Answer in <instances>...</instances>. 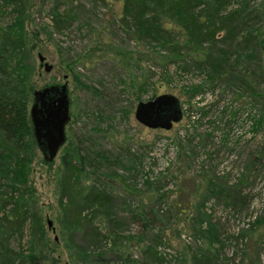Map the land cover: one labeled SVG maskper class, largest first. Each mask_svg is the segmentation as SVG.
I'll use <instances>...</instances> for the list:
<instances>
[{
	"label": "rangeland",
	"instance_id": "1",
	"mask_svg": "<svg viewBox=\"0 0 264 264\" xmlns=\"http://www.w3.org/2000/svg\"><path fill=\"white\" fill-rule=\"evenodd\" d=\"M231 1L236 7L237 2L247 0ZM250 1V7L258 8L254 11L261 31L257 37L259 42H264V0ZM121 6V0H0V44L8 49L4 57L6 68L12 71L18 63L22 70L23 64L26 80L33 88L65 80L70 99L65 126L67 137H86L95 141V147L107 149L119 159L114 166H104L99 171L85 167L87 172L79 179H70L73 189L86 186L92 192L101 190L100 184L105 190L120 195L124 179L131 188L126 199L133 206L138 203V190L143 192L142 196L146 194L143 200L148 206L152 204L151 194L166 192L170 209L164 220L170 226L166 230L167 243L161 244L158 251L168 260L176 259V264H197L192 258L194 253L200 255L206 248L213 251L220 247L210 237H220V228L225 233L222 219L233 218L235 213L236 220L226 225L228 232L221 237L229 239L225 242L227 246L231 240L229 234L241 231L248 237L247 246L242 253L239 247L235 251L232 244L233 254L229 250L227 256L234 258L236 264H264V242L261 246L264 240V117L260 114L259 99L250 95V91L232 85L228 79L226 82L223 76L212 81L214 89L211 90L212 83L206 72L194 66L200 55L189 54L180 62H173L174 57L155 42L139 39L133 30L128 31L121 21ZM53 19L58 20L56 27ZM241 49H238L240 62L236 72L242 73L246 68L251 74L252 70L250 84L264 91V79L261 80L264 48L254 46L256 57L252 61L246 57L245 44ZM38 53L51 65L48 72L39 65ZM78 81L87 87L78 86ZM193 85H200V93L192 94L189 88ZM162 93L177 96L182 119L168 130L139 123L134 117L137 102ZM126 148L129 152L122 153ZM121 154L126 158L120 159ZM59 156L60 150L51 162L43 163L35 147L27 163V180L32 189L30 207L36 212L35 224L40 223L48 241L53 242L56 264H117L116 250L110 245L102 249V261L98 262L69 258L63 247L65 226L77 216L72 211L75 206H59L60 186L56 175ZM254 158L256 161L251 165ZM71 173L74 177L77 171L73 169ZM238 178L242 179L239 183ZM240 188L243 195H248L241 200L240 196L233 197ZM226 193H231L229 197L238 204L234 207L238 211L220 205ZM122 208L119 201L114 203L117 217L128 220V211ZM93 219L105 226L103 231L113 227L103 215ZM248 221L255 223L250 230L242 225ZM33 228L31 231L28 225L21 228V237L17 239L14 233L12 247L24 251ZM73 229H70L73 242L87 247L86 231ZM159 229L157 224L153 232ZM139 230L138 223L129 222L125 231ZM197 238L201 244H191ZM148 241L147 237L144 243L149 244ZM140 246L128 244L127 248L132 255L142 258L138 252Z\"/></svg>",
	"mask_w": 264,
	"mask_h": 264
},
{
	"label": "trees",
	"instance_id": "2",
	"mask_svg": "<svg viewBox=\"0 0 264 264\" xmlns=\"http://www.w3.org/2000/svg\"><path fill=\"white\" fill-rule=\"evenodd\" d=\"M102 1L105 2V0ZM121 1V21L125 23L128 31L133 30L139 39L155 42L168 55L175 58H173L175 60L173 62H180L184 56L189 54L200 55L199 58L196 57L199 61H196L194 66L206 72L209 82L212 83L211 90L214 89L212 81L223 76L226 82L229 80L232 85L236 84L237 87H242V90L250 91V95L259 99L260 114H263L264 117V91H258L249 81V76L253 71L251 70V74H249L244 68V72L239 74L236 72V66L240 62L238 49L242 50V44L246 45V57L251 61L256 57L253 52L254 46L264 48V42H259L257 37L258 34H261L259 26L257 27L259 17L254 12L258 8L250 7L251 1L237 2L236 7L231 5L233 2L231 0ZM55 21L56 27L58 20L55 19ZM219 34L220 37H218ZM218 42L222 45L219 46ZM6 52L8 53V49L0 44V181L2 180L0 189L3 188L0 190V264H56L52 249L53 242L48 241L40 223L35 224L37 222L36 212L30 207L32 189L27 180V163L34 155L36 146L31 133L28 108L31 92L35 88L26 80L23 64L22 70L18 63L15 64L12 71L6 68L4 62ZM177 67L180 66L177 65ZM74 78L77 79L76 75ZM263 79L264 74L262 73L261 80ZM77 84L87 87L79 81ZM189 89L194 95L201 91L200 85L190 86ZM94 93L96 95L97 90ZM94 142L83 136L69 139L66 135L65 142L59 149V165L56 170L57 182L60 186L59 206H75L71 210L78 218L74 220L75 217H73L67 222L66 228L64 227L66 237L61 239L69 258L80 257L83 260L90 259V262H98L104 254L102 249L110 245L113 250H116L117 264H176V259L168 260L158 251L161 244L167 243L166 230L170 226V223L164 220L170 209L169 195L166 192L151 194L153 196L152 201L150 199L152 204L148 206L143 200L146 194L142 196L140 193L143 192L138 190L136 191L139 197L138 203L133 206L126 199L131 188L125 184L124 179L120 195L105 190L100 184L98 185L101 190L92 192L86 186H80L78 190L73 189L70 179H79L82 173L87 172L85 167H92L95 171H99L104 166H114L116 162H119V159L112 156V153L107 149L95 147ZM125 151L129 152V148L124 149L122 153ZM121 156L120 159L126 158L123 154ZM255 161L256 158L252 159L250 164L254 165ZM43 163L49 162L43 161ZM121 165L125 167L122 162ZM73 169L77 171L74 177L71 173ZM119 179L121 178L119 177ZM3 181L7 182L3 183ZM240 181L242 179L238 178L236 182ZM225 195V201L220 205L225 209L232 208L238 211L234 208L238 204L232 202L229 197L231 193ZM239 196L240 198H238ZM244 196L248 195H243L242 188L233 195L239 200ZM63 198L64 200H62ZM116 201L122 205L123 211H128V220H120L117 217L114 212ZM75 202H79L81 206L76 205ZM175 205L179 206L178 202H175ZM232 209L231 211L234 213ZM84 210H86L85 214L82 213ZM113 212L116 216L113 215ZM234 214L233 218L222 219L225 233L228 232L225 228L226 225L236 220ZM100 215H103L107 221H111L113 227L103 231L105 226L93 219ZM129 222L138 223L140 230L136 233H126L125 230ZM157 224L160 225V229L155 233L153 229ZM27 225L30 227V231L33 226L34 228L26 249L21 252L12 247L11 239L13 237L11 236L15 233V239L21 237V228L25 226L27 228ZM242 225H245L244 229L250 230L255 223L248 221ZM75 227L86 231L89 235L85 238L89 239L87 247L90 246V249L73 242L71 230L74 231ZM35 233H38L37 237H35ZM222 233L220 228V237H210L212 242L220 243V247L213 251L206 248L200 255L199 253L193 254L192 258L197 261V264L237 263L233 260L234 258L230 259L227 253L231 250L230 254H233L230 249L232 244L235 245V251L239 247L244 253L248 237L241 231L232 232L229 234L231 240L225 246V242L229 239L226 237L224 240L221 236L225 233ZM147 237L149 244L144 243ZM212 242H209L210 246ZM263 242L264 240L261 246ZM128 244L130 246L141 244L138 252L142 258L132 255L127 248ZM191 244L200 245V239L193 240Z\"/></svg>",
	"mask_w": 264,
	"mask_h": 264
},
{
	"label": "water",
	"instance_id": "3",
	"mask_svg": "<svg viewBox=\"0 0 264 264\" xmlns=\"http://www.w3.org/2000/svg\"><path fill=\"white\" fill-rule=\"evenodd\" d=\"M37 60L45 72L51 65L38 53ZM65 78V76L63 77ZM28 116L35 146L43 161H52L65 141V126L69 119V92L66 81L48 82L31 92ZM177 96L162 93L146 101H138L134 117L152 129H170L182 119ZM47 225L50 222L47 221Z\"/></svg>",
	"mask_w": 264,
	"mask_h": 264
},
{
	"label": "flooded vegetation",
	"instance_id": "4",
	"mask_svg": "<svg viewBox=\"0 0 264 264\" xmlns=\"http://www.w3.org/2000/svg\"><path fill=\"white\" fill-rule=\"evenodd\" d=\"M117 1H119V0H117ZM53 24H54V26H55V24H56V21H55V19H53V22H52ZM65 81V80H64ZM29 109V108H28ZM29 115V114H28ZM29 117V116H28ZM29 123H30V121H29ZM30 128H31V125H30ZM31 133H32V131H31ZM33 137V136H32ZM65 139H66V133H65ZM34 140V139H33ZM65 142V141H64Z\"/></svg>",
	"mask_w": 264,
	"mask_h": 264
}]
</instances>
